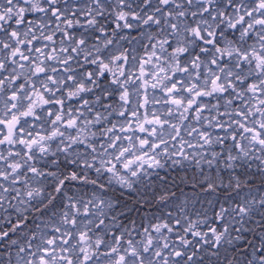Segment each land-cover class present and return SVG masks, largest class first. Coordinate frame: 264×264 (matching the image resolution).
Instances as JSON below:
<instances>
[{"label": "snow or ice", "instance_id": "1", "mask_svg": "<svg viewBox=\"0 0 264 264\" xmlns=\"http://www.w3.org/2000/svg\"><path fill=\"white\" fill-rule=\"evenodd\" d=\"M0 264H264V0H0Z\"/></svg>", "mask_w": 264, "mask_h": 264}]
</instances>
